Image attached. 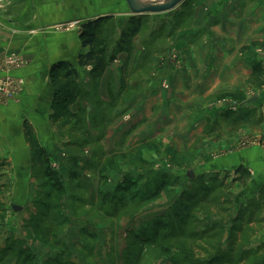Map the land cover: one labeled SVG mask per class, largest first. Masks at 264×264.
Instances as JSON below:
<instances>
[{"label":"rangeland","instance_id":"obj_1","mask_svg":"<svg viewBox=\"0 0 264 264\" xmlns=\"http://www.w3.org/2000/svg\"><path fill=\"white\" fill-rule=\"evenodd\" d=\"M97 1L74 30L97 14L112 16L110 53L116 14L142 22L145 51L133 78L163 92L152 109L158 119L132 126L129 115L113 127L116 104L95 111L81 104L75 122L48 118L36 130L28 124L27 160L0 156V264H264V68L220 82L214 95L190 104L187 136L183 128L180 134L164 124L163 110L177 101L166 76L176 40L167 45L165 37L181 31L183 20L186 30L193 1L205 0H187L190 11L178 6L139 17L124 0L106 1L102 11ZM181 13L186 18L175 25ZM245 54L263 67L264 35ZM34 149L42 160L35 161Z\"/></svg>","mask_w":264,"mask_h":264},{"label":"crops","instance_id":"obj_2","mask_svg":"<svg viewBox=\"0 0 264 264\" xmlns=\"http://www.w3.org/2000/svg\"><path fill=\"white\" fill-rule=\"evenodd\" d=\"M106 1H97L99 11L108 9ZM192 8L196 21L192 20L191 25L185 24L186 30L184 24L181 31L176 29L178 37H174L173 31L165 37L167 45L169 41L176 40L171 52L175 61L166 76L173 79L169 98L174 97L177 101H172V108L163 110L167 120L164 124L180 128V134L183 128L185 136L192 108L190 104L203 102L217 92L218 83L233 80L239 73H243V77L252 76V62L258 58L252 61L248 55H242V50L264 35V0H205L193 2ZM123 12L113 19L117 37L129 19ZM92 16V0H0V80L10 78L22 81V85L14 90L13 97H16L5 100L0 107L1 157L9 156L16 162L23 155L27 160L29 150L26 148L24 125L31 124L36 130L51 113L49 70L56 62L76 61L80 51L79 33L76 30L56 31L54 27ZM96 17H102V13ZM172 19L175 20L174 17ZM142 39L140 35L134 38L129 58L124 53L114 56L97 81L89 76V68L79 69V74L84 77L82 82L87 84L83 86L82 82L79 83V110L81 104L87 110L92 108V111L116 104L110 119L113 127L129 120V115H132V126L139 123L140 118H148L147 125L154 124L158 118H155L152 109L157 108L163 92H157L150 83L147 86L143 80L135 81L133 78L143 61L145 50L142 47V52L139 45ZM12 58H19L24 66L7 71L3 65ZM153 58L151 66L154 67L157 57ZM124 65L127 75L121 89V69ZM155 74L152 71L150 77ZM192 95H197V98L192 99ZM82 96L85 97L83 101ZM124 102H128L127 105ZM76 109V106L72 107L74 113ZM123 110L126 114L119 116L118 111ZM144 130L143 127L138 131L143 133ZM151 137L153 140L154 137ZM139 138L137 140L143 143V138ZM15 168L18 169L17 164Z\"/></svg>","mask_w":264,"mask_h":264},{"label":"trees","instance_id":"obj_3","mask_svg":"<svg viewBox=\"0 0 264 264\" xmlns=\"http://www.w3.org/2000/svg\"><path fill=\"white\" fill-rule=\"evenodd\" d=\"M189 3L190 1L184 0L180 8H184L183 10L189 9ZM184 13L175 16V20L178 17L180 18L179 21L186 18L184 17L186 16ZM112 18V16H102L82 22L79 32L80 51L77 54L75 63L59 61L51 66L49 70V81L52 95L49 120L53 124H61L67 120L75 122L80 116L81 110L77 107V101L81 97V89L78 84L79 69L89 68V76L92 80L97 81L102 77L108 63L114 56L124 53L129 58L132 54L133 40L140 34L142 22L133 20L131 17L128 19L126 26L122 29L114 43V48L109 56L105 34L112 30ZM175 20L174 24L176 25ZM183 21L181 24H184ZM261 72L262 68L260 64L253 65V74L257 75ZM126 75L127 69L126 65H124L121 69V89L125 85ZM74 106L77 108L75 113L72 111V107ZM24 134L27 142L31 143L32 129L28 127V124L24 125ZM33 151L35 161L36 159L42 160V153L35 151V149Z\"/></svg>","mask_w":264,"mask_h":264},{"label":"water","instance_id":"obj_4","mask_svg":"<svg viewBox=\"0 0 264 264\" xmlns=\"http://www.w3.org/2000/svg\"><path fill=\"white\" fill-rule=\"evenodd\" d=\"M184 0H124L131 16H148L171 12L182 4Z\"/></svg>","mask_w":264,"mask_h":264},{"label":"built area","instance_id":"obj_5","mask_svg":"<svg viewBox=\"0 0 264 264\" xmlns=\"http://www.w3.org/2000/svg\"><path fill=\"white\" fill-rule=\"evenodd\" d=\"M77 28H79L78 22H69V23L60 24L54 27L56 31H59V30L70 31V30H74ZM23 66H24V63L19 58H12L5 65H3V67L7 71H12V70L21 68ZM21 85H22L21 80H14L10 78L1 79L0 80V102L3 103L7 99V97L12 96L14 94V90L20 87Z\"/></svg>","mask_w":264,"mask_h":264},{"label":"bare ground","instance_id":"obj_6","mask_svg":"<svg viewBox=\"0 0 264 264\" xmlns=\"http://www.w3.org/2000/svg\"><path fill=\"white\" fill-rule=\"evenodd\" d=\"M149 1H155V2H157V1H162V0H149Z\"/></svg>","mask_w":264,"mask_h":264}]
</instances>
